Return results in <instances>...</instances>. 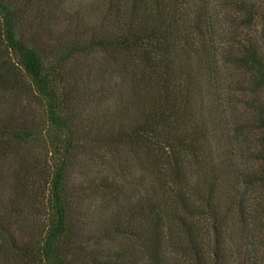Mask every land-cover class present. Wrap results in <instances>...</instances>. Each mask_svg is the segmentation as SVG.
I'll return each mask as SVG.
<instances>
[{
	"label": "trees",
	"instance_id": "obj_1",
	"mask_svg": "<svg viewBox=\"0 0 264 264\" xmlns=\"http://www.w3.org/2000/svg\"><path fill=\"white\" fill-rule=\"evenodd\" d=\"M27 3L0 0V264H264V0Z\"/></svg>",
	"mask_w": 264,
	"mask_h": 264
},
{
	"label": "rangeland",
	"instance_id": "obj_2",
	"mask_svg": "<svg viewBox=\"0 0 264 264\" xmlns=\"http://www.w3.org/2000/svg\"><path fill=\"white\" fill-rule=\"evenodd\" d=\"M10 3L13 4L14 12L16 13V17L20 19L21 26L25 25L26 23H31L34 19V21L37 23L38 18H36L37 15H41L42 13L46 12V8L41 5V3L32 4V6L29 8V11L26 10L27 6H30L31 3H27V0H8ZM35 22L32 23L31 28L35 27ZM31 36V35H30ZM42 41H45V38H42ZM58 62V50L55 52V57L50 59V63ZM23 109L18 111V116H15L14 120V126L15 129L23 128L22 126H26V128L29 131H35L42 133L44 131V109L42 105H39L38 102L33 98H27L23 99L22 102ZM9 104L1 105V109L4 112H7V110L10 109ZM19 125V126H18ZM37 133V134H39ZM36 154L39 156L40 152L36 149ZM79 169L77 170V167L73 166L69 168L67 173V187H70V183L76 184L78 180H81L79 176Z\"/></svg>",
	"mask_w": 264,
	"mask_h": 264
}]
</instances>
